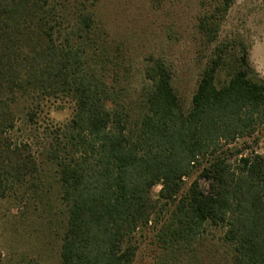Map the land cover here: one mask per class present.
<instances>
[{"label":"trees","instance_id":"16d2710c","mask_svg":"<svg viewBox=\"0 0 264 264\" xmlns=\"http://www.w3.org/2000/svg\"><path fill=\"white\" fill-rule=\"evenodd\" d=\"M233 3L201 0L210 52L184 109L163 57L133 95L121 46L85 0H0V204L58 224L59 264H133L148 230L154 264H201L209 229L231 264H264V156L246 153L264 82L242 40H219ZM62 99L71 118L37 136L45 103Z\"/></svg>","mask_w":264,"mask_h":264},{"label":"rangeland","instance_id":"374dc122","mask_svg":"<svg viewBox=\"0 0 264 264\" xmlns=\"http://www.w3.org/2000/svg\"><path fill=\"white\" fill-rule=\"evenodd\" d=\"M94 12L98 26L108 40L121 46V74L133 75L132 93L138 96L142 87L140 74L151 58H165L175 70L173 85L184 109L190 106L199 75L209 50L203 46L197 31L198 18L206 7L201 0H85ZM242 40L248 46L249 61L264 82V0H234L222 23L219 40ZM68 100L48 101L43 106L37 136L44 128L59 126L72 116ZM18 133L14 138L18 139ZM249 140L246 151L264 156V126ZM36 153V144H32ZM193 179L186 180L187 185ZM159 187L152 193L155 200ZM31 203L12 200L0 204V264H59L60 238L58 224L50 217L33 211ZM221 230L209 229L201 246V264H231L229 252L221 242ZM159 250L148 230L139 238L133 264H154Z\"/></svg>","mask_w":264,"mask_h":264}]
</instances>
